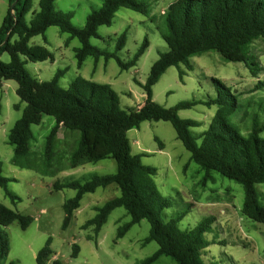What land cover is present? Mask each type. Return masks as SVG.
<instances>
[{"label":"rangeland","instance_id":"rangeland-1","mask_svg":"<svg viewBox=\"0 0 264 264\" xmlns=\"http://www.w3.org/2000/svg\"><path fill=\"white\" fill-rule=\"evenodd\" d=\"M146 1L151 3L153 20L123 8L117 12L111 26L98 29L100 38L90 40L93 46L115 53L126 62L136 53L143 39L148 37L150 46L135 67L121 70L115 58L106 59L103 56L98 62L88 57L79 66L76 50L81 46L80 41L77 38L71 39L69 34L52 26L45 34L30 40L31 46L46 47L52 59L30 62L22 56L26 69L40 82H49L58 71H62L63 75L58 82L62 88H68L77 78L109 84L118 94L122 109L142 106L146 100L142 85L146 83L160 53L167 51L158 26L162 25L163 12L175 0ZM38 2L34 0V9H39ZM102 4L103 0H56L55 7L59 11L71 12L72 24L82 28L87 16L101 8ZM9 9L10 0H0V28ZM31 19L32 13H28L26 21L30 23ZM125 31L126 46L117 51L118 37ZM15 40L16 37H13L12 42ZM251 51L261 69L257 78L244 63L229 62L218 52L210 51L191 58L193 70L187 71L182 80L179 72L185 70V67H170L152 87V100L171 108L184 101L216 98L212 78H217L238 99L239 106L230 122L242 135L247 136L255 121L264 122V42L256 41ZM0 59L4 63L11 60L7 52L2 53ZM257 85H260L258 89L255 88ZM17 89L16 81L0 80V162L3 175L14 179L9 183L8 190L20 198L16 204L13 203L0 187V204L32 217L33 222L26 230L18 222L4 228L11 243L8 261L37 264V254L49 239L56 254L54 259H60L63 264H139L156 252V242H143L150 232L147 220L134 225L124 237L117 239L119 227L131 221V216L124 208H117L111 213L97 236L94 226L83 228L96 216V207L120 196L121 192L115 184L86 194L68 227L64 228L63 205L76 195V190H55V185L69 181L84 183L94 176L115 174L116 161L104 159L72 168L69 157L80 133L60 127L49 173L15 166L14 148L8 143V137L26 107L17 95ZM217 109L216 105L209 107L198 104L191 109L179 110L178 115L183 120L202 123L201 127L192 129L197 136L207 129ZM55 124L53 117L44 116L39 125L31 126L34 135L31 158L38 164L43 161L46 139ZM128 137L133 154L145 153L142 163L157 169L155 181L158 190L171 201V206L162 213L163 221L178 219L182 213H186L178 226L182 230H191L206 218L215 219L211 230L203 235L209 243L202 253L204 264H264V226L242 214L245 198L242 185L216 172L211 173L213 179L204 182L205 172L191 161L190 152L177 139L170 122L144 121L138 128L128 131ZM260 137L264 138V132ZM256 189L264 205V184H257ZM74 244L80 248L76 258L72 257ZM154 264L176 262L162 256Z\"/></svg>","mask_w":264,"mask_h":264},{"label":"trees","instance_id":"trees-1","mask_svg":"<svg viewBox=\"0 0 264 264\" xmlns=\"http://www.w3.org/2000/svg\"><path fill=\"white\" fill-rule=\"evenodd\" d=\"M15 1L10 0L9 12L0 28V57L7 52L11 58L9 63L0 59V80L16 81L17 95L26 104L23 116L15 123L8 137V143L14 148V165L49 173L60 127L80 133L69 157L72 168L104 159H113L117 164L115 174L94 176L84 183L69 181L55 185V190H76V195L63 205L64 228L68 227L86 194L115 184L121 192L120 196L96 207V216L83 228L94 226L97 236L111 213L117 208H124L131 216V221L119 227L117 239L124 237L134 225L147 220L150 232L143 242H156L158 245V250L139 264H154L162 256L171 258L176 264H204L202 253L209 243L203 235L211 230L215 219L206 218L191 230H182L178 226L186 213H182L178 219L167 222L162 220V213L171 206V201L158 190L155 181L157 169L142 163L145 153L133 154L128 137V131L138 128L144 121L170 122L177 139L190 152L191 161L205 172L203 181L213 179L211 173L216 172L242 185L245 194L242 214L264 226V205L256 189L257 184H264V138L260 137L264 132V122L255 121L247 136L234 128L230 120L239 106L238 99L217 78H212L216 98L184 101L171 108L152 100V87L170 67H185V70L179 72L182 80L187 71L193 70L191 58L210 51L218 52L229 62L244 63L257 78L261 69L251 47L258 40L264 42V0L172 2L163 12L162 25L158 26L167 51L160 53L146 83L142 85L146 93L145 103L130 110L121 108L119 96L109 84L77 78L68 88H62L58 84L62 71H58L51 81L40 82L29 73L21 57L25 56L30 62L52 59L46 47L31 46L30 40L56 26L62 33L69 34L71 39L77 38L80 41L81 46L76 50L79 66L88 57L98 62L103 56L106 59L115 58L121 70H129L138 64L150 46L148 37L143 39L136 53L126 62L115 53L93 46L90 40L100 38L98 29L111 26L117 12L123 8L153 20L150 2L103 0L102 7L91 12L85 26L78 28L72 24L71 12L56 9V0H39L38 10L34 9V0H18L12 9L11 5ZM28 13H32L30 23L26 21ZM13 37H16L14 42ZM126 42L127 31L118 37L117 51L123 50ZM260 85L255 88L258 89ZM198 104L209 107L216 105L218 109L207 129L196 136L192 129L201 127L202 123L183 120L178 112ZM44 116L53 117L56 124L46 139L43 161L38 164L31 158L34 139L31 126L39 125ZM12 181L14 179L3 175L0 162V187L16 204L20 198L8 190ZM14 222L26 230L33 219L0 204V264H16L8 261L11 243L4 230ZM79 252V246L74 244L72 257L76 258ZM55 256L49 239L37 254V264H63L60 259H54Z\"/></svg>","mask_w":264,"mask_h":264},{"label":"water","instance_id":"water-1","mask_svg":"<svg viewBox=\"0 0 264 264\" xmlns=\"http://www.w3.org/2000/svg\"><path fill=\"white\" fill-rule=\"evenodd\" d=\"M17 1H18V0H16V1L11 5V8H12V9L16 6ZM7 39H8V36H7L6 40H7Z\"/></svg>","mask_w":264,"mask_h":264}]
</instances>
